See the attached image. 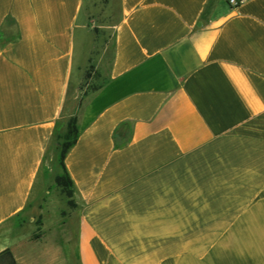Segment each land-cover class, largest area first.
<instances>
[{
  "label": "crops",
  "instance_id": "obj_1",
  "mask_svg": "<svg viewBox=\"0 0 264 264\" xmlns=\"http://www.w3.org/2000/svg\"><path fill=\"white\" fill-rule=\"evenodd\" d=\"M89 68L103 80L85 93ZM65 117L74 206L53 211ZM6 249L16 264H264V0L240 15L227 0H0Z\"/></svg>",
  "mask_w": 264,
  "mask_h": 264
},
{
  "label": "rangeland",
  "instance_id": "obj_2",
  "mask_svg": "<svg viewBox=\"0 0 264 264\" xmlns=\"http://www.w3.org/2000/svg\"><path fill=\"white\" fill-rule=\"evenodd\" d=\"M106 24V19L102 15L100 16H94L93 19V25H94V30L97 36H103L105 39L104 41V46L103 48H106L107 45V51L108 55L111 54L112 49H113V34L109 29H105ZM105 62L107 60L105 59ZM103 80V77L100 75V70L94 69V68H89L86 72L85 79L80 83L79 89L82 90V92L88 93L93 91L94 89L97 88V86L101 83ZM74 93V91H72ZM72 117H65L64 123L65 125L68 123V121ZM64 134L62 131L61 133L56 135V142L60 144L62 142V139H60V136ZM49 195L47 200L49 198H52V204H53V211H56L58 209H66L68 207H72L69 204L70 199L66 195V193L60 188L57 187L55 184V178L51 180V184L49 186ZM31 212L36 211L35 207L30 208Z\"/></svg>",
  "mask_w": 264,
  "mask_h": 264
},
{
  "label": "trees",
  "instance_id": "obj_3",
  "mask_svg": "<svg viewBox=\"0 0 264 264\" xmlns=\"http://www.w3.org/2000/svg\"><path fill=\"white\" fill-rule=\"evenodd\" d=\"M79 136V129L77 127L76 118L72 117L66 124V130L64 134L60 136L62 142L58 144L59 152V162L61 165L60 173L55 177V184L60 187L70 199L69 204L73 207L74 201L72 200L74 195V185L67 172L64 164V158L68 151L75 145ZM34 238H38L35 235ZM0 264H16L13 254L10 249H6L0 252Z\"/></svg>",
  "mask_w": 264,
  "mask_h": 264
},
{
  "label": "built area",
  "instance_id": "obj_4",
  "mask_svg": "<svg viewBox=\"0 0 264 264\" xmlns=\"http://www.w3.org/2000/svg\"><path fill=\"white\" fill-rule=\"evenodd\" d=\"M246 2L247 0H227L229 7L236 11L238 15L241 14V8Z\"/></svg>",
  "mask_w": 264,
  "mask_h": 264
}]
</instances>
